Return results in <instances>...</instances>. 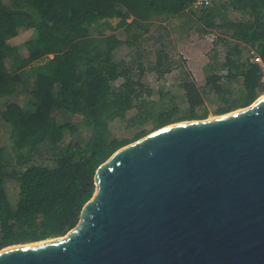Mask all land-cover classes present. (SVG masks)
Segmentation results:
<instances>
[{
  "label": "trees",
  "instance_id": "1",
  "mask_svg": "<svg viewBox=\"0 0 264 264\" xmlns=\"http://www.w3.org/2000/svg\"><path fill=\"white\" fill-rule=\"evenodd\" d=\"M192 2L0 0V127L10 131L8 146H0V250L60 237L75 227L95 191L96 169L119 148L166 125L206 119L202 106L212 96L228 104L216 109L221 115L264 93L260 69L247 56L253 49L264 64V0H215L198 11L189 9ZM181 17L201 35L216 33L223 57L206 70L203 87L187 77L181 82V110L173 104L148 109L153 90L141 81L142 63L119 58L117 50L132 48L155 23ZM112 18L119 19L115 26ZM27 31L28 56L20 59L8 41ZM161 52L154 67L159 74L170 66ZM48 55L53 57L32 65ZM18 94L25 95L26 106L9 101ZM137 113L131 138H108L121 116ZM74 117L84 128L75 127ZM41 148L51 159L32 162ZM7 180L16 185L13 203Z\"/></svg>",
  "mask_w": 264,
  "mask_h": 264
},
{
  "label": "water",
  "instance_id": "2",
  "mask_svg": "<svg viewBox=\"0 0 264 264\" xmlns=\"http://www.w3.org/2000/svg\"><path fill=\"white\" fill-rule=\"evenodd\" d=\"M65 235L0 264H264V96L115 151Z\"/></svg>",
  "mask_w": 264,
  "mask_h": 264
},
{
  "label": "rangeland",
  "instance_id": "3",
  "mask_svg": "<svg viewBox=\"0 0 264 264\" xmlns=\"http://www.w3.org/2000/svg\"><path fill=\"white\" fill-rule=\"evenodd\" d=\"M228 15L231 18L238 17V14L231 11H229ZM118 22L119 19L117 18H112L110 20V23L113 26ZM181 25L185 28H180ZM190 25L192 24H189L185 17L172 18L161 23L157 22L150 28L149 33L142 37L132 48L123 46L121 49L117 50V56L119 58L125 57L127 61H130V59L133 58L142 63L145 70L141 81L153 90L152 95L147 99L154 103V105L153 107L149 105L148 109L152 108L158 110L161 104L165 107L173 104L181 110L183 98L181 82L187 77L192 79L198 87H203L207 73L206 70H211L212 67L217 68V62L223 57V48L217 52L218 55L215 53L216 56H214L213 53L207 54V48H205L202 43L203 37L206 34L201 35L195 29H189L188 27ZM110 33L113 32L107 31V34ZM30 35L31 31L21 32L8 41L10 46L16 48V54L20 59L28 56V49L24 46V43L28 40ZM160 50H162L161 55L167 54L168 60L170 61V66L168 68L169 72L167 71L163 74H159L154 69L156 57L158 55L157 52ZM52 57V55H48L32 65L45 63L47 59H51ZM28 68L29 67L26 69ZM118 83L119 82H116V86ZM160 91L162 95L160 94ZM263 94L259 95V97ZM237 97V94L234 93L233 98L236 99ZM212 99L213 101L211 102L206 100L205 104L202 106L208 110V116L206 119L219 116L216 115V109L228 105L226 102H223L214 96H212ZM9 101L15 102L23 107L27 104L26 97L22 94L16 95V98H10ZM3 102V100H0V107ZM237 109L240 108H235L233 111ZM139 117V113L133 116H121L117 123L110 126L107 134L108 138L115 135H118V138H131L136 130V128L131 127V125ZM73 123L78 129L84 128V124L79 117H74ZM148 128H150L149 124L147 126V129ZM9 135L10 131L8 127H0V146H8L6 144H9ZM33 155L35 156L34 159L31 160L32 162L37 160L46 161V159H51L50 157L52 156V154L46 152L44 148L39 149L38 152ZM23 167H25V164L20 166L15 165L12 168H8L5 170V175L8 176L12 172H17L18 169H22ZM6 187L10 202H15L17 198L15 183L12 180H7ZM17 230L21 231L22 228Z\"/></svg>",
  "mask_w": 264,
  "mask_h": 264
},
{
  "label": "built area",
  "instance_id": "4",
  "mask_svg": "<svg viewBox=\"0 0 264 264\" xmlns=\"http://www.w3.org/2000/svg\"><path fill=\"white\" fill-rule=\"evenodd\" d=\"M215 0H193L189 9L192 11H198L205 7L212 6ZM203 45L207 48V54L209 53H217L222 50L221 45L217 42V34L214 32H210L203 37L202 40ZM247 56L249 57V62L257 65L261 72L260 85L264 87V64L261 58L257 55V53L252 49L248 50Z\"/></svg>",
  "mask_w": 264,
  "mask_h": 264
},
{
  "label": "bare ground",
  "instance_id": "5",
  "mask_svg": "<svg viewBox=\"0 0 264 264\" xmlns=\"http://www.w3.org/2000/svg\"><path fill=\"white\" fill-rule=\"evenodd\" d=\"M262 96H264V94ZM211 118H214V117H211ZM211 118H208V119H211ZM39 243H42V242H37V243H34V244H39Z\"/></svg>",
  "mask_w": 264,
  "mask_h": 264
}]
</instances>
